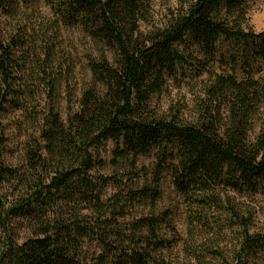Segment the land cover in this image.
<instances>
[{
  "label": "trees",
  "instance_id": "obj_1",
  "mask_svg": "<svg viewBox=\"0 0 264 264\" xmlns=\"http://www.w3.org/2000/svg\"><path fill=\"white\" fill-rule=\"evenodd\" d=\"M250 1L173 0L156 23L152 0H0V114L21 107L16 74L52 98L66 83L60 108H49L38 141L25 148L23 173L0 160V185L24 190L13 203L0 198V264H168L161 226L170 214L127 220L159 199L165 178L188 207L226 213L241 229L238 264L264 253V234H248L232 196L264 195V31L249 26ZM42 5L46 27L21 24L24 11ZM50 33H60V50ZM68 34L85 44L81 71L90 83L79 96L69 86L78 50L64 47ZM191 80L201 84L195 118L180 104L163 111L170 84ZM3 140L0 128V150ZM108 145V163L125 174L92 178ZM149 157L151 180L138 169ZM110 182L117 191L105 198ZM14 220L28 236L11 235ZM186 249L203 263L202 250Z\"/></svg>",
  "mask_w": 264,
  "mask_h": 264
},
{
  "label": "rangeland",
  "instance_id": "obj_2",
  "mask_svg": "<svg viewBox=\"0 0 264 264\" xmlns=\"http://www.w3.org/2000/svg\"><path fill=\"white\" fill-rule=\"evenodd\" d=\"M42 6L43 8H39L38 11H24L20 15L21 24L27 25L29 28L33 26V29L35 28L36 30H39L41 26L46 27L48 18L51 17L48 8L44 5ZM172 6L173 0H152L154 22L161 21ZM248 22L254 32L260 33L264 31V0L250 1ZM10 26V22L3 26L5 35L7 30L11 28ZM50 35L60 50V33L58 36H55L54 33H50ZM62 39L65 41L64 47L68 46L78 50L77 57H75L78 69L75 78L70 81L69 86L72 90H76L77 96H79L80 89L90 83L87 76L81 71L83 58L80 51L85 44L81 36L77 34L63 35ZM14 76L18 78V82L13 87V90L15 95L19 97L21 107L13 108L12 105H6L5 112L0 114V128L4 139V147L0 150V160L4 166L15 168L23 173L25 148L32 144L29 143L30 140L38 141V131L48 116L49 108L58 109V106L60 108V92L64 96L66 83L63 81L60 85V82H58L57 93L54 96L55 98H52L53 96L48 97L49 92L46 86H40L37 81L31 79L36 86L32 85L25 73H19ZM180 84V86H176L174 83L170 84L171 86H169L166 94L160 98L159 106H161L160 108L163 111H166L170 105L180 104L183 107L184 117L190 120L195 118V106L201 94V84L195 80L182 81ZM62 109V114H64L65 105L63 103ZM111 150L112 146L108 145L106 150L101 153L102 158L107 163L103 169L97 167L92 178L95 176L109 177L118 173H122L124 176L125 172H117V169L108 163L111 159ZM141 167L146 168L149 180H151V172L155 167L154 159L150 157L140 158L138 169L140 170ZM124 178L123 180H125ZM162 182L159 199L153 205L146 203L132 208L128 213V222L140 215H160L162 212L170 214L168 223L161 226V235L170 241V247L163 251L168 264H238L236 253H238L242 242L241 229L229 220L226 213L204 212L201 209L188 207L184 199L175 192L169 178H165ZM141 184H143V180L140 181L139 185ZM115 191H117L116 187L110 182L104 189L103 196L110 198L115 194ZM22 196H24V190L17 182H4L0 185V198L5 203H13ZM232 196L243 205L242 209L246 218L248 234H264V195L256 193L255 195L247 196H234L232 194ZM9 229L11 235L17 236L19 239L29 235L28 225L21 223V221H12ZM188 244L197 250H202L200 257H203V263L197 262L187 253L186 246ZM91 250V253L95 251V245ZM209 251L218 252L224 259L222 260L219 255L210 254ZM248 264H264V253H257Z\"/></svg>",
  "mask_w": 264,
  "mask_h": 264
}]
</instances>
